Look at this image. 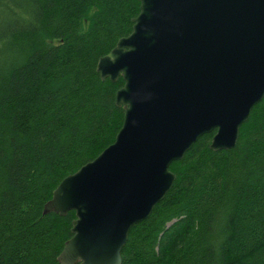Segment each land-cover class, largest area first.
Here are the masks:
<instances>
[{
  "label": "trees",
  "instance_id": "1",
  "mask_svg": "<svg viewBox=\"0 0 264 264\" xmlns=\"http://www.w3.org/2000/svg\"><path fill=\"white\" fill-rule=\"evenodd\" d=\"M139 0H0V264H60L74 211L42 213L67 175L113 143L123 85L98 59ZM200 136L170 190L132 225L122 264H264V97L231 149Z\"/></svg>",
  "mask_w": 264,
  "mask_h": 264
},
{
  "label": "water",
  "instance_id": "2",
  "mask_svg": "<svg viewBox=\"0 0 264 264\" xmlns=\"http://www.w3.org/2000/svg\"><path fill=\"white\" fill-rule=\"evenodd\" d=\"M132 31L96 64L123 85L113 143L65 176L42 213L74 211L60 264H122L133 224L170 190L171 163L214 131L231 149L264 97V0H139Z\"/></svg>",
  "mask_w": 264,
  "mask_h": 264
}]
</instances>
